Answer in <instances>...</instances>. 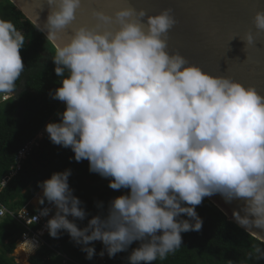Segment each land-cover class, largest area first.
<instances>
[{
  "label": "clouds",
  "instance_id": "9594fccd",
  "mask_svg": "<svg viewBox=\"0 0 264 264\" xmlns=\"http://www.w3.org/2000/svg\"><path fill=\"white\" fill-rule=\"evenodd\" d=\"M46 3L51 11L38 30L55 40L74 21L81 0ZM94 15L113 22L102 12ZM146 15L128 7L115 13V31L80 27L52 59L56 76L63 77L52 98L65 110L57 113L60 123L46 125L49 140L70 148L76 162L88 160L90 172L111 178L110 188L130 190L110 202L105 219L93 217L81 229L68 219L86 215L69 187L71 170L38 184L39 203L47 200L56 209L45 225L49 236L67 232L89 260L96 255L88 246L94 241L104 246L99 255L110 259L140 241L128 264L166 258L182 245V233L201 230L196 207L217 192L229 202L244 200L245 216L233 212L238 225L264 229V96L169 54L167 36L176 23L171 10L148 16L145 24ZM253 23L264 33V11ZM243 41L254 38L249 33ZM24 46L25 35L0 19V93H16ZM6 183L0 180V186ZM32 219L26 222L32 225ZM20 245L26 254L37 249L28 239Z\"/></svg>",
  "mask_w": 264,
  "mask_h": 264
},
{
  "label": "trees",
  "instance_id": "16d2710c",
  "mask_svg": "<svg viewBox=\"0 0 264 264\" xmlns=\"http://www.w3.org/2000/svg\"><path fill=\"white\" fill-rule=\"evenodd\" d=\"M0 19L12 22L25 35V46L20 51L25 70L16 82V93L11 94L12 97L0 105L2 180L13 167L17 152L35 141L64 103L52 98L63 79L57 77L54 71L52 59L55 48L8 0H0ZM2 94L5 93H0V96ZM53 123H60V118H55ZM73 157L74 153L70 148L54 145L48 134L44 133L23 162L20 171L1 191L0 206L9 211L28 206L41 191L39 183L50 179L53 173L71 170L69 187L81 201L80 207L86 213L83 220L74 219L72 222L83 229L93 217L105 219L110 202L128 195L130 190L110 188L109 178L101 186L100 193H89L85 183L92 185L94 190L104 177L89 171L88 160L76 162ZM42 196L41 191L37 195V201ZM196 212L203 221L201 230L182 233V245L168 253L166 258H157L153 264H264V244L229 222L207 199L204 198L196 207ZM179 219L188 218L181 215ZM22 232L21 227L10 217L0 219V264H16L12 255ZM43 241L45 245L28 259V264H60L61 259L56 253L66 255L75 264H94L99 251L104 248L103 245L97 246L96 255L89 260L86 259V253L81 251V246L76 245L67 232L61 231L59 238H52L47 234ZM95 242L88 246L91 247ZM140 243L133 242L114 259L128 261V256Z\"/></svg>",
  "mask_w": 264,
  "mask_h": 264
},
{
  "label": "water",
  "instance_id": "95a60500",
  "mask_svg": "<svg viewBox=\"0 0 264 264\" xmlns=\"http://www.w3.org/2000/svg\"><path fill=\"white\" fill-rule=\"evenodd\" d=\"M47 40V31L38 30L47 23L50 8L46 0H8ZM132 7L155 16L165 9L171 10L176 23L167 36L169 54L179 53L189 65L201 68L211 76L230 78L243 86L254 87L264 96V33H258L253 18L264 11V0H81L75 19L55 40H48L55 48L68 43L74 31L87 27L96 31H115V13ZM102 12L113 17L104 24L94 15ZM136 19V17H132ZM251 34L254 43L243 41ZM226 219L245 233L264 244V229L238 225L233 212L245 216L243 199L226 201L220 193L205 197ZM249 219H252L249 217Z\"/></svg>",
  "mask_w": 264,
  "mask_h": 264
},
{
  "label": "built area",
  "instance_id": "2783aa9c",
  "mask_svg": "<svg viewBox=\"0 0 264 264\" xmlns=\"http://www.w3.org/2000/svg\"><path fill=\"white\" fill-rule=\"evenodd\" d=\"M11 97H12L11 94H7V93L2 94L0 96V105L7 102ZM39 140L40 139L36 138L35 141L30 142L29 144L25 145L22 149H20L17 152L13 167L11 168L8 175L2 179V180L7 181L6 185L9 183V181L12 179V177H14L20 171L23 162L30 156L32 150L37 145V142ZM3 188H4L3 186H0V193L3 190ZM44 209H51V211L49 212V214L47 216L40 215V213ZM24 211H25L26 215L24 214ZM55 211H56V209H55L54 205L49 203L47 200H45L43 204L39 203L35 209L29 208V204H28V206H26L20 210H17V211H9L8 209L4 208L3 206H0V212L3 213L2 215H0V219H5L6 217H10L23 230L20 238L16 242V249H18L19 247L24 248V246L20 245V243H22L25 239L32 240L37 244V249L32 254L26 255L27 260L31 256H33L39 250L40 247L45 245V243L43 241V237L48 234V230L45 227V225L47 224V221L54 216ZM24 215H25V217L22 218L21 216H24ZM34 216L37 217L36 221L34 219ZM32 217H33L32 225H29L26 221H27V219L32 218ZM68 219L70 221H73L75 218L69 216ZM102 245H103L102 242L96 241L93 245H91V247H94L95 252H96V247L102 246ZM102 250L103 249H101L99 251V253ZM24 252H25V250H24ZM99 253H98L97 257L95 258L94 264H128V261L122 262V261L114 259V258L110 259L107 256L106 252H105L103 257H101L99 255ZM56 254L61 259L60 264H75L66 255L60 254V253H56ZM12 257L14 258V261L16 264H20L18 262V258H19L18 256L12 255Z\"/></svg>",
  "mask_w": 264,
  "mask_h": 264
},
{
  "label": "rangeland",
  "instance_id": "374dc122",
  "mask_svg": "<svg viewBox=\"0 0 264 264\" xmlns=\"http://www.w3.org/2000/svg\"><path fill=\"white\" fill-rule=\"evenodd\" d=\"M65 110V104H64V106L57 112V113H63V111ZM55 118H59V116L56 114V116L49 122V123H53L54 122V119ZM44 133H46V131H45V129L43 130V132H41L38 136H37V138L38 139H41L42 138V136H44ZM109 178H104V180L99 184V185H96V187H95V189L93 190L92 189V185H89L88 183H85V188H86V190L89 192V193H91V194H98V193H100L101 191H102V189H101V186L105 183V181H107ZM138 248V247H137ZM16 251H17V249H15V251H14V253H13V255H15V256H17L16 255ZM24 261H25V263H24ZM24 261H23V263H21V260L18 258V262L20 263V264H28V261H27V259L25 260L24 259Z\"/></svg>",
  "mask_w": 264,
  "mask_h": 264
},
{
  "label": "bare ground",
  "instance_id": "6f19581e",
  "mask_svg": "<svg viewBox=\"0 0 264 264\" xmlns=\"http://www.w3.org/2000/svg\"><path fill=\"white\" fill-rule=\"evenodd\" d=\"M23 247H19L16 251V255L19 257V259L21 260V263H23L24 259L26 260V253L23 250Z\"/></svg>",
  "mask_w": 264,
  "mask_h": 264
},
{
  "label": "crops",
  "instance_id": "0c3cea01",
  "mask_svg": "<svg viewBox=\"0 0 264 264\" xmlns=\"http://www.w3.org/2000/svg\"><path fill=\"white\" fill-rule=\"evenodd\" d=\"M41 199V198H40ZM39 199V200H40ZM38 204H39V201H37V195L35 196V198H33L32 200H31V202L29 203V208H31V209H35L37 206H38Z\"/></svg>",
  "mask_w": 264,
  "mask_h": 264
}]
</instances>
